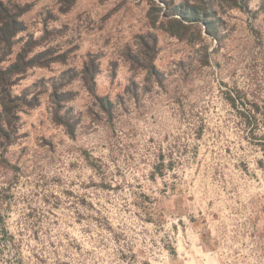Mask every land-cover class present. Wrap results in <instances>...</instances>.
I'll return each instance as SVG.
<instances>
[{
  "label": "rangeland",
  "instance_id": "1",
  "mask_svg": "<svg viewBox=\"0 0 264 264\" xmlns=\"http://www.w3.org/2000/svg\"><path fill=\"white\" fill-rule=\"evenodd\" d=\"M1 1L28 8L13 55L31 36L66 56L28 70L13 95L91 56L95 94L122 106L110 123L86 114L76 80L74 138L46 95L19 113L15 141L0 144V264H264V119L250 140L226 101L237 88L264 104V0L214 1L215 38L195 23L170 34L174 7L196 0ZM149 33L161 85L126 59Z\"/></svg>",
  "mask_w": 264,
  "mask_h": 264
},
{
  "label": "trees",
  "instance_id": "2",
  "mask_svg": "<svg viewBox=\"0 0 264 264\" xmlns=\"http://www.w3.org/2000/svg\"><path fill=\"white\" fill-rule=\"evenodd\" d=\"M214 1L218 3L226 0H196L193 4L181 3L174 7V12L179 19L172 20L176 27L170 30V34L177 36L179 28L184 29L188 24L195 23V25L203 26L204 32L209 36L217 37L216 23L219 18H216L217 11L213 9ZM229 1L233 5L245 3L247 6L246 0ZM27 10V7L0 0V144L6 148L15 141L18 133L19 113L37 107L42 95L47 97L48 113L52 124L62 128L68 137L74 138L82 114L75 115L73 108L68 107V103L74 100L76 94L66 90L65 85L76 80L80 82L91 100V106L87 108L86 114L90 113L94 118L103 116L107 122H112L116 109L122 106V98L118 97L113 102L107 96L101 97L95 94V77L99 68L96 58L91 56L87 57L78 72L68 70L62 72L58 78H52L47 82L39 81V84H36L39 90L32 96H28L29 94L25 92L20 95L12 94L13 87L28 70L48 68L53 63L63 64L66 61L64 54L55 55V52L49 49L36 50L40 44L38 41H33L31 36L22 41L20 48L13 55L15 39L25 31L24 23L20 18ZM140 41L143 42H139L137 53L128 52L126 59L131 66L145 73L147 82L152 80L161 85L162 74L154 65L157 38L149 33L141 36ZM132 87L135 88L136 85L132 84ZM130 88L131 86H128L126 91ZM226 101L237 113L243 129L248 131L249 139H256L252 130L253 127L258 126L259 118L264 119V104L257 100H249L247 94L237 88L226 92ZM163 168L160 162L155 166L154 171L161 175Z\"/></svg>",
  "mask_w": 264,
  "mask_h": 264
}]
</instances>
